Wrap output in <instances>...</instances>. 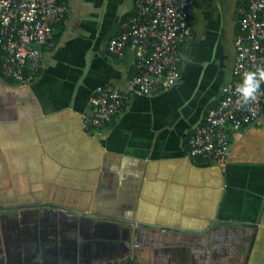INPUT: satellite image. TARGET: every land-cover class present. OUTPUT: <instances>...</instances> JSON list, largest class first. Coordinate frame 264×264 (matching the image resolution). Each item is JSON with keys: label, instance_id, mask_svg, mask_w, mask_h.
<instances>
[{"label": "crops", "instance_id": "crops-1", "mask_svg": "<svg viewBox=\"0 0 264 264\" xmlns=\"http://www.w3.org/2000/svg\"><path fill=\"white\" fill-rule=\"evenodd\" d=\"M80 3L34 79L0 75V264H264V113L231 133L224 163L186 156L231 80L225 21L193 10L179 80L94 129V89L133 73L131 50L106 51L133 5Z\"/></svg>", "mask_w": 264, "mask_h": 264}, {"label": "built area", "instance_id": "built-area-1", "mask_svg": "<svg viewBox=\"0 0 264 264\" xmlns=\"http://www.w3.org/2000/svg\"><path fill=\"white\" fill-rule=\"evenodd\" d=\"M124 18L106 45L111 56L133 55V73L124 89L97 86L89 97V125L100 129L120 115L133 95L160 93L180 78V65L191 37L189 19L193 0H132ZM68 0H0V75L25 83L39 73L45 46L54 24L68 12ZM234 63L231 80L223 85L217 104L209 108L187 137L191 159L224 163L232 132L248 126L264 113V83L258 99L246 108L238 105L235 89L245 72L264 68V0H244L234 21Z\"/></svg>", "mask_w": 264, "mask_h": 264}, {"label": "rangeland", "instance_id": "rangeland-1", "mask_svg": "<svg viewBox=\"0 0 264 264\" xmlns=\"http://www.w3.org/2000/svg\"><path fill=\"white\" fill-rule=\"evenodd\" d=\"M77 4V12L81 9L80 0H71ZM236 0H193V10L196 13H202L205 18H213L215 14L225 21V29L223 38L221 39V47L226 55V65H230L234 56L233 45V25L232 15Z\"/></svg>", "mask_w": 264, "mask_h": 264}, {"label": "clouds", "instance_id": "clouds-1", "mask_svg": "<svg viewBox=\"0 0 264 264\" xmlns=\"http://www.w3.org/2000/svg\"><path fill=\"white\" fill-rule=\"evenodd\" d=\"M261 83H264V68L245 72L243 82L235 89L238 95V105L246 108L258 99Z\"/></svg>", "mask_w": 264, "mask_h": 264}, {"label": "trees", "instance_id": "trees-1", "mask_svg": "<svg viewBox=\"0 0 264 264\" xmlns=\"http://www.w3.org/2000/svg\"><path fill=\"white\" fill-rule=\"evenodd\" d=\"M243 5H244V0H238L236 10L239 9L240 7H242Z\"/></svg>", "mask_w": 264, "mask_h": 264}, {"label": "water", "instance_id": "water-1", "mask_svg": "<svg viewBox=\"0 0 264 264\" xmlns=\"http://www.w3.org/2000/svg\"><path fill=\"white\" fill-rule=\"evenodd\" d=\"M262 211V210H261ZM260 215H261V212H260ZM260 215H259V217H258V219H257V221H256V224H258L259 223V220H260ZM256 224L254 225V226H256Z\"/></svg>", "mask_w": 264, "mask_h": 264}]
</instances>
